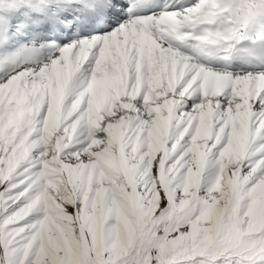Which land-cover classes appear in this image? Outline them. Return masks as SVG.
<instances>
[{"label":"snow or ice","instance_id":"snow-or-ice-1","mask_svg":"<svg viewBox=\"0 0 264 264\" xmlns=\"http://www.w3.org/2000/svg\"><path fill=\"white\" fill-rule=\"evenodd\" d=\"M0 264H264V0H0Z\"/></svg>","mask_w":264,"mask_h":264}]
</instances>
